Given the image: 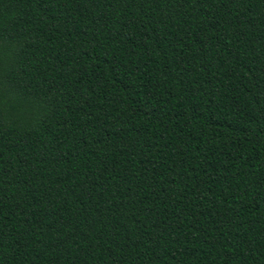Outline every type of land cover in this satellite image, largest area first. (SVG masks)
Wrapping results in <instances>:
<instances>
[{
    "label": "trees",
    "instance_id": "obj_1",
    "mask_svg": "<svg viewBox=\"0 0 264 264\" xmlns=\"http://www.w3.org/2000/svg\"><path fill=\"white\" fill-rule=\"evenodd\" d=\"M0 264H264V0H0Z\"/></svg>",
    "mask_w": 264,
    "mask_h": 264
}]
</instances>
